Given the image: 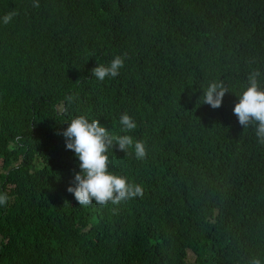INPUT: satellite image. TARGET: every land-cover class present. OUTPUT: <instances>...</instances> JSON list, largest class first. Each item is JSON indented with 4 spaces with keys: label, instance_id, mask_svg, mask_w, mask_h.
<instances>
[{
    "label": "trees",
    "instance_id": "1",
    "mask_svg": "<svg viewBox=\"0 0 264 264\" xmlns=\"http://www.w3.org/2000/svg\"><path fill=\"white\" fill-rule=\"evenodd\" d=\"M39 5L51 39L77 56L49 51L36 80L0 84V191L10 196L0 206V264L264 260V144L233 112L250 71L264 87V0ZM31 7L0 0V16L16 9L26 26L40 25ZM115 55L124 57L119 75L98 81L92 69ZM211 81L228 89L218 108L203 102ZM125 112L137 125L129 133ZM77 115L145 142L142 160L115 143L108 151V170L142 185V197L82 206L67 191L80 162L63 132Z\"/></svg>",
    "mask_w": 264,
    "mask_h": 264
},
{
    "label": "clouds",
    "instance_id": "2",
    "mask_svg": "<svg viewBox=\"0 0 264 264\" xmlns=\"http://www.w3.org/2000/svg\"><path fill=\"white\" fill-rule=\"evenodd\" d=\"M39 0H32L31 12L36 13L40 25L26 26L19 19L18 11L12 9L0 16V84L7 82L17 83L36 80L39 76L36 65L51 51L59 60H75V53L66 48L64 39L52 40L47 33L52 28V21L47 15L45 7L37 13ZM140 7V5L138 4ZM85 41L79 44V49ZM62 45L66 51L57 55L55 48ZM96 49L103 45L96 43ZM94 66V65H93ZM124 66V57L115 55L110 62H104L92 69L93 76L98 81L106 77L114 78L119 75ZM259 70L249 72L247 86L234 105L233 112L238 122L244 127L254 126L257 142L264 144V87L260 85ZM228 89L221 81H211L203 91V102L213 108L222 104V98ZM69 95L67 100L72 102ZM119 123L125 133L132 132L137 127L135 119L128 113H122ZM66 138V148L73 150L79 159L80 172L75 175L74 186L70 185L67 191L74 194L82 206H87L94 200L99 205L111 203L118 205L135 197H142V185L130 183L123 175L110 172L108 151L115 143L119 149L128 152L134 149L137 159H144L147 155L146 144L142 140H134L131 135H113L96 119L89 120L85 115H77L71 119L63 132ZM19 139V137L17 138ZM10 200L7 192L0 191V206H6ZM249 264H264L259 257H252Z\"/></svg>",
    "mask_w": 264,
    "mask_h": 264
}]
</instances>
